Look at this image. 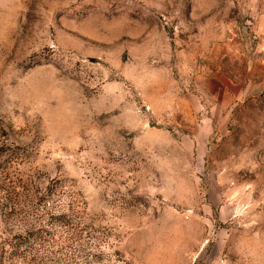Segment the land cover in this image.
Segmentation results:
<instances>
[{
  "label": "rangeland",
  "instance_id": "obj_1",
  "mask_svg": "<svg viewBox=\"0 0 264 264\" xmlns=\"http://www.w3.org/2000/svg\"><path fill=\"white\" fill-rule=\"evenodd\" d=\"M3 192L0 264H264V0H0Z\"/></svg>",
  "mask_w": 264,
  "mask_h": 264
},
{
  "label": "trees",
  "instance_id": "obj_2",
  "mask_svg": "<svg viewBox=\"0 0 264 264\" xmlns=\"http://www.w3.org/2000/svg\"><path fill=\"white\" fill-rule=\"evenodd\" d=\"M1 194H2V193H1ZM7 196H8L7 192H6V193L3 192V194H2L1 197H0V199H1V198H5V199H6ZM19 243H20V242H19Z\"/></svg>",
  "mask_w": 264,
  "mask_h": 264
}]
</instances>
